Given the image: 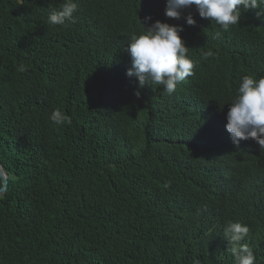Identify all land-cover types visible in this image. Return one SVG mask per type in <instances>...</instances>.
I'll return each instance as SVG.
<instances>
[{"label":"trees","instance_id":"16d2710c","mask_svg":"<svg viewBox=\"0 0 264 264\" xmlns=\"http://www.w3.org/2000/svg\"><path fill=\"white\" fill-rule=\"evenodd\" d=\"M62 2L0 0V264H233L226 221L264 264V149L225 130L241 78L264 77V17L224 31L166 0H75L77 22L50 25ZM157 20L196 62L171 95L126 76L130 34Z\"/></svg>","mask_w":264,"mask_h":264},{"label":"clouds","instance_id":"9594fccd","mask_svg":"<svg viewBox=\"0 0 264 264\" xmlns=\"http://www.w3.org/2000/svg\"><path fill=\"white\" fill-rule=\"evenodd\" d=\"M193 6L200 18L214 21L224 31L240 22L241 9L257 10L256 15L264 17V0H166L165 16L179 20L185 10ZM77 10L75 0H63L58 8L50 10L48 23L70 27L77 22L74 16ZM150 19L145 17V23ZM183 19L188 26L196 24L190 11ZM140 25L141 32L130 34L129 43L124 49L131 60L126 76L134 77L139 87L159 85L164 93L171 95L178 83L194 75L196 67V62L189 55L190 49L180 36L184 29L159 20L148 27ZM215 35L219 36L220 33ZM211 55V52H206L202 58ZM20 71H25L24 67ZM135 95L139 96V92ZM229 105L225 130L230 134L233 144L238 146L240 141L251 139L260 149H264V77L257 79L251 74L244 75L237 95ZM49 118L57 125L71 123V118L60 109L53 110ZM8 180L7 171L0 166V198L7 192ZM249 232L246 224L225 222L223 237L227 241L226 251L233 257V264H255L256 256L252 248L244 243Z\"/></svg>","mask_w":264,"mask_h":264},{"label":"water","instance_id":"95a60500","mask_svg":"<svg viewBox=\"0 0 264 264\" xmlns=\"http://www.w3.org/2000/svg\"><path fill=\"white\" fill-rule=\"evenodd\" d=\"M1 166V165H0Z\"/></svg>","mask_w":264,"mask_h":264}]
</instances>
